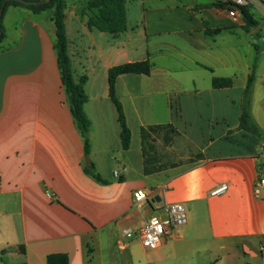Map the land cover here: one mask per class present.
<instances>
[{"label": "crops", "instance_id": "0c3cea01", "mask_svg": "<svg viewBox=\"0 0 264 264\" xmlns=\"http://www.w3.org/2000/svg\"><path fill=\"white\" fill-rule=\"evenodd\" d=\"M66 1L73 75L86 77L90 153L61 81L51 11L9 6L0 50V263L47 264L49 253L65 252L68 264H264V188L255 193L264 166V0L245 4L253 22L213 4L226 0H125L127 27L118 33L90 26L85 0ZM146 59L150 74L116 79L131 130L125 149L108 72ZM252 73L249 111L260 138L239 127ZM214 77L233 85L216 88ZM156 124L176 133L159 130L155 142L177 137L190 152L165 164L155 145L157 169L146 173L141 127ZM86 157L106 182L84 171ZM221 183L227 190L211 195ZM139 188L153 190L142 208L133 201ZM171 202H185L188 221L159 248L123 237Z\"/></svg>", "mask_w": 264, "mask_h": 264}, {"label": "trees", "instance_id": "16d2710c", "mask_svg": "<svg viewBox=\"0 0 264 264\" xmlns=\"http://www.w3.org/2000/svg\"><path fill=\"white\" fill-rule=\"evenodd\" d=\"M86 5L84 12L89 15V25L96 27L100 30L118 33L126 29L127 27V14L125 7V0H85ZM3 0H0V7ZM217 6H227L231 9V5L234 4L231 1L224 3L215 2ZM11 5L22 6L32 10L33 12H40L43 10L51 11V18L55 26V43L54 48L57 55V62L60 70L61 81L65 92L67 94L70 109L73 117L79 127V130L84 139V152L85 155L90 153V141H89V130L91 126V120L86 114L85 103L87 102V95L85 92L84 84L86 77H82L76 80L73 75L71 59L68 53V39L65 29V9L67 7L66 0H50L49 2L42 3L40 5H25L16 0L7 1L4 7L2 17L0 19V26L2 27L3 33L0 37V43L5 38V29L3 26V17ZM235 5V4H234ZM245 20L253 22L252 15L247 5L239 6ZM152 63L146 59L141 61L126 62L110 67L108 72L109 90L112 101L114 102L117 111L118 118L121 125V140L123 148L127 149L131 143V130L127 124L123 104L116 94V79L119 74L122 73H145L150 74ZM254 81V74H250L244 91V100L242 106V112L240 116L239 127L257 138L261 137L259 127L252 119L249 111L251 102V87ZM212 85L218 87H228L233 85V79L230 77H214L212 79ZM166 129L168 132L176 133L175 128L172 124H156L147 125L141 127V137L143 144V153L145 157V172L150 173L157 169L152 165L153 156L150 155L152 150L155 148L154 134L159 130ZM197 156H201L198 154ZM151 159H149V158ZM174 164V163H173ZM84 171L89 175L93 176L96 180L106 182V180L100 175L95 169L92 162L84 165ZM122 180V178H121ZM47 264H68L69 256L65 252L49 253L46 257ZM0 264H27L25 261L17 263H0Z\"/></svg>", "mask_w": 264, "mask_h": 264}, {"label": "built area", "instance_id": "2783aa9c", "mask_svg": "<svg viewBox=\"0 0 264 264\" xmlns=\"http://www.w3.org/2000/svg\"><path fill=\"white\" fill-rule=\"evenodd\" d=\"M231 1L237 6L248 4L251 0H226ZM236 9L231 8L229 14L236 15ZM114 174L119 176L120 172L115 170ZM228 185L221 183L211 189V195H221L227 190ZM264 188V166L259 171V176L256 181L255 193L260 194ZM153 190L139 188L133 191L134 205L142 208L149 202ZM164 210L163 215H153L147 218L143 225L139 228L127 227L123 230V237L126 240L138 238L142 246L147 250H155L159 248L164 239L173 234V231L188 221L189 211L185 202H171L162 205ZM125 243H120L123 248Z\"/></svg>", "mask_w": 264, "mask_h": 264}, {"label": "rangeland", "instance_id": "374dc122", "mask_svg": "<svg viewBox=\"0 0 264 264\" xmlns=\"http://www.w3.org/2000/svg\"><path fill=\"white\" fill-rule=\"evenodd\" d=\"M68 1L71 2L72 0H68ZM47 12H50V10H47ZM3 42L4 40H2V42L0 43V50L5 48L6 46V43H3ZM263 130H264V127H263ZM160 136H159L160 139L154 144L157 145L156 152L160 154V157L163 163L166 164L170 162L171 163L180 162L184 160L185 158H187L190 151L187 145L182 140H180L177 137L173 139L171 137L170 139L162 140V137ZM262 138L264 139V137Z\"/></svg>", "mask_w": 264, "mask_h": 264}, {"label": "water", "instance_id": "95a60500", "mask_svg": "<svg viewBox=\"0 0 264 264\" xmlns=\"http://www.w3.org/2000/svg\"><path fill=\"white\" fill-rule=\"evenodd\" d=\"M7 1H10V0H3L2 2V5L0 7V19L2 17V14H3V11H4V7H5V4L7 3ZM22 4H25V5H40L42 3H45V2H49L50 0H16ZM232 7H236L239 11H241V8L240 7H237L236 5L232 4L231 5ZM3 33V30H2V27L0 26V37ZM86 162H89V158L86 157Z\"/></svg>", "mask_w": 264, "mask_h": 264}]
</instances>
